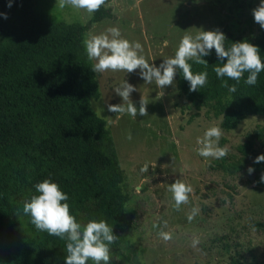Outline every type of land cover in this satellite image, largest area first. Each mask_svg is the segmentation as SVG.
<instances>
[{"label": "rangeland", "instance_id": "374dc122", "mask_svg": "<svg viewBox=\"0 0 264 264\" xmlns=\"http://www.w3.org/2000/svg\"><path fill=\"white\" fill-rule=\"evenodd\" d=\"M39 11L47 20L66 24H85L92 16L70 6L60 9L56 0H40ZM260 0H110L114 19L92 25L85 34L98 35L117 27L129 42H139L145 59L159 66L173 57L185 34L201 30H220L226 38L243 37L253 41L264 29L254 21L252 9ZM92 65L95 63L91 60ZM139 69L127 73L111 70L95 73L98 100H91L94 113L107 122L122 174V191L129 196L126 214L131 229L127 240L129 256L137 264H240L264 263V162L254 163L264 147L252 139L257 128H264L261 115L248 116L228 129L221 117L206 109H194L173 85L160 89L146 84ZM123 81L137 90L130 94L139 108L148 102L147 116L133 118L108 111V104L123 103L114 89ZM101 108L103 111L101 112ZM219 126L224 158H204L197 154V138L211 126ZM131 137V139H129ZM248 149L247 163L235 172L229 165ZM148 165V171L141 169ZM254 171L249 174L247 169ZM180 179L190 185L189 203L174 208L168 185ZM143 181V183H142ZM200 212L189 222L192 207ZM167 226H164V222ZM153 224L158 227L154 228ZM172 234L165 241L158 232ZM199 244L192 246L194 238Z\"/></svg>", "mask_w": 264, "mask_h": 264}, {"label": "trees", "instance_id": "16d2710c", "mask_svg": "<svg viewBox=\"0 0 264 264\" xmlns=\"http://www.w3.org/2000/svg\"><path fill=\"white\" fill-rule=\"evenodd\" d=\"M0 0V264H64L66 242L39 231L23 213L44 179L57 183L69 199L77 222L95 218L112 226L117 240L110 247L109 264H137L129 256L131 229L126 214L129 196L122 191V174L107 122L91 109L99 88L92 62L83 46L92 25L114 19L106 0L85 24L47 20L40 0ZM243 37H228L225 47ZM249 43L260 50L264 62V31ZM207 66L188 63L193 73L207 72V83L189 91L179 69L176 88L196 110L206 109L228 129L248 116L264 118V71L257 83L218 78L215 50L202 57ZM227 80L237 91L222 87ZM252 139L264 147V128ZM248 149L229 165L238 172L247 163ZM19 210V211H18ZM88 264H93L91 260ZM103 264V262H101ZM229 264H240L231 259ZM264 264V263H253Z\"/></svg>", "mask_w": 264, "mask_h": 264}, {"label": "clouds", "instance_id": "9594fccd", "mask_svg": "<svg viewBox=\"0 0 264 264\" xmlns=\"http://www.w3.org/2000/svg\"><path fill=\"white\" fill-rule=\"evenodd\" d=\"M106 0H56L60 9L70 6L76 10H86L89 14L98 11ZM11 7V0L9 2ZM4 18H7L6 14ZM254 21L264 29V0H260L257 7L252 9ZM226 37L220 30H201L193 36L185 34L178 43L177 50L173 57L163 59L157 67L150 64L141 54L142 45L137 42H129L121 36L117 27H109L104 33L86 36L82 43L89 60H94L91 70L94 73L105 71H125L131 73L139 69L140 77L146 84L153 81L156 86L163 89L165 86L173 85L177 69L182 73L183 78L189 82V91H198L207 83V72L193 73L189 60H194L196 64L207 66V61L202 59L208 56L211 50H215L219 60L226 62L218 63L220 66L214 68L218 78L227 77L237 82L242 79L245 72L249 73L244 81L248 85L254 86L257 83L258 74L264 71V62L261 60L260 50L257 46L249 43L246 39L233 42L229 47H225ZM222 87L228 89L230 93H235V84L229 85L227 80ZM137 89L123 81L114 92L122 99L123 103L108 104L109 112L123 115L129 114L133 118L139 114L147 116L145 100H140L137 108L130 99V94ZM103 109L101 108V112ZM223 131L219 126H211L205 130L202 137L197 138V154L204 158L221 159L227 153V147H221L219 141ZM131 139V137H129ZM264 162V154L257 155L254 163ZM149 166L145 165L141 171L147 172ZM252 167L247 169L251 174ZM260 181L264 183V174ZM143 183V181H142ZM167 191L172 194L174 208L179 211L181 205L189 203V194L193 192L190 185L180 179L168 185ZM36 194L30 199L22 201L23 213L30 216V222L39 231L46 232L50 236L58 237L66 242V255L64 264H88L91 260L93 264H109L110 245L117 240L113 235L112 226H109L103 219L97 221L95 218L86 222H77L70 214L68 201L69 197L61 191L59 185L44 179L35 185ZM19 211V210H18ZM200 212L199 207H192L187 215V220L191 222ZM167 226V222H164ZM153 227H158L153 224ZM158 235L165 241L172 239L170 232L160 230ZM199 244V238L192 241V246Z\"/></svg>", "mask_w": 264, "mask_h": 264}]
</instances>
